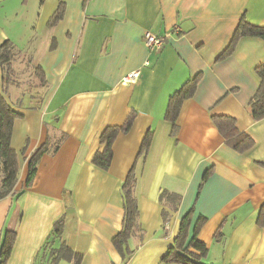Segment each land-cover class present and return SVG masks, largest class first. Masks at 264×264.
<instances>
[{"label":"crops","instance_id":"crops-1","mask_svg":"<svg viewBox=\"0 0 264 264\" xmlns=\"http://www.w3.org/2000/svg\"><path fill=\"white\" fill-rule=\"evenodd\" d=\"M59 3L62 18L49 26ZM242 17L264 26V0H0V46L9 41L15 53L2 95L21 115L11 132L17 182L0 199V239L7 230L16 234L5 264H50L62 244L81 255L79 264H176L161 259L191 210L189 236L205 219L197 232L207 247L203 264H264V228L256 223L264 203V118L253 120L248 106L264 41L242 37L217 59ZM145 32L164 37L163 46L146 48ZM139 68L135 82L123 83ZM196 74L173 134L164 117L168 98ZM132 110L109 168L95 166L100 133ZM212 115L234 117L253 146L234 150ZM148 131L149 147L137 156ZM47 141L58 149L40 157L27 186L30 157ZM131 168L139 230L123 262L111 239L122 226L120 188ZM163 190L180 196L175 211L166 208V222Z\"/></svg>","mask_w":264,"mask_h":264},{"label":"trees","instance_id":"trees-1","mask_svg":"<svg viewBox=\"0 0 264 264\" xmlns=\"http://www.w3.org/2000/svg\"><path fill=\"white\" fill-rule=\"evenodd\" d=\"M63 3H59L51 15L48 25H54L63 15ZM256 37L264 41V26L248 22L244 17L238 22L233 35L227 47L219 54L217 59L227 57L235 48L238 40L242 37ZM14 59L13 45L6 41L0 46V199L10 195L13 192L18 176V154L11 146V132L13 122L21 115L15 112L6 102L2 93L4 86L11 82L12 67L11 63ZM259 78V85L256 92L249 101V108L253 120L264 118V62L259 64L254 69ZM35 75L44 85L43 72L39 67L34 70ZM201 74H196L194 77L186 80L180 88L174 91L168 98L165 119L172 124V133L176 130V119L179 114L181 105L184 100L190 98L197 86ZM135 111L128 113L122 125H111L104 128L99 135V143L101 150L94 153L91 162L103 169L107 170L111 164L113 152L112 145L115 138L119 134L127 133L135 118ZM211 119L218 129L219 133L225 139V142L238 152H244L250 149L254 142L243 132H240L236 125V119L228 115H212ZM151 139V131H148L141 141L137 156L146 152ZM59 146V142L50 148L48 141L42 144L30 157L28 164V175L26 185H30L35 173L37 163L44 153H54ZM264 166V165H263ZM209 175V170L205 171L204 179ZM135 173L134 168H131L126 178L121 184V197L123 201V219L121 229L112 237L111 241L114 248L121 255L125 262L133 253L128 246L129 238L139 230L138 206L134 196ZM180 196L178 194L163 190L159 195V202L165 206L162 210L163 221L166 222L169 217V208L175 211ZM192 210L182 217L178 233L173 244L169 247L161 261L164 263L176 264H203L201 260L206 256L207 247L197 237V232L200 226L205 221L204 218H199L192 228V235L189 236L190 217ZM256 223L259 227L264 228V203L260 206ZM62 231V220H58L53 229L55 235H60ZM15 232L13 230L5 231L0 239V264H5L9 257L11 248L15 240ZM50 264H57L61 259H65L71 264H79L81 255L71 250L65 244L51 251Z\"/></svg>","mask_w":264,"mask_h":264},{"label":"built area","instance_id":"built-area-1","mask_svg":"<svg viewBox=\"0 0 264 264\" xmlns=\"http://www.w3.org/2000/svg\"><path fill=\"white\" fill-rule=\"evenodd\" d=\"M165 42V38L162 36H157L150 32H145L143 34V43L148 49H160ZM140 74V68L128 73L123 80V83H133L138 78Z\"/></svg>","mask_w":264,"mask_h":264},{"label":"rangeland","instance_id":"rangeland-1","mask_svg":"<svg viewBox=\"0 0 264 264\" xmlns=\"http://www.w3.org/2000/svg\"><path fill=\"white\" fill-rule=\"evenodd\" d=\"M14 56H15V53H14Z\"/></svg>","mask_w":264,"mask_h":264}]
</instances>
